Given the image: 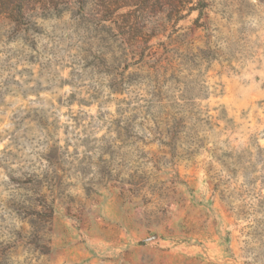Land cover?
Wrapping results in <instances>:
<instances>
[{"label":"clouds","instance_id":"1","mask_svg":"<svg viewBox=\"0 0 264 264\" xmlns=\"http://www.w3.org/2000/svg\"><path fill=\"white\" fill-rule=\"evenodd\" d=\"M206 2L203 18L200 0L158 13L139 42L102 46L71 10L0 40V264H131L146 214L195 227L181 264H264L257 217L227 211L264 200L230 171L253 133L264 148V0ZM123 109L131 137L113 126Z\"/></svg>","mask_w":264,"mask_h":264},{"label":"rangeland","instance_id":"2","mask_svg":"<svg viewBox=\"0 0 264 264\" xmlns=\"http://www.w3.org/2000/svg\"><path fill=\"white\" fill-rule=\"evenodd\" d=\"M70 10L73 11V19H75L77 16L80 17L81 26H84L87 23L95 24V34L100 39L102 46L108 44L109 40L113 42L116 41V39L113 37H108V39H106L105 29L102 28L98 20L95 19V17H93L90 13L89 16H85V10L76 7L73 0H39L36 3L29 4L22 16H0V40H3L4 36H8V42H12L13 40L19 38L21 28H24V30L27 31V29L34 26L33 18L35 16L42 15L46 19L61 18L65 12ZM204 26H207V24ZM38 31L42 30L38 29ZM108 47L111 50L110 44ZM143 58L144 57H141V59ZM99 59L101 63H107V61L103 59V54H101ZM87 67L88 65H85V68ZM101 86H103L102 81ZM90 87L95 86L92 85ZM99 95H102V93L97 90V92L94 94V98L99 99ZM127 103L130 107L131 101ZM127 110L128 109L121 110V116L117 120L113 121V126L118 133H126L129 137H131L133 135L131 132V121L135 120L136 116L133 115L128 120H125L123 113ZM103 115L104 114L101 113V119H103ZM111 130L112 128L109 129V131ZM259 138L260 134L258 132L253 133V135L249 137V147L246 149V154L237 158V168L230 169L233 176L237 175L241 168L244 170L246 183L249 189V196L253 198H255V196L258 194V182L261 186H264V175H256V173L262 171L259 165H264V148L260 147L258 143ZM103 139H105L106 143L104 151L110 152L111 146L107 143L106 138ZM252 148L256 149L255 153L252 152ZM253 155L256 157L254 161L252 160ZM226 199L227 197L221 193V200L224 201ZM227 211L229 214H234L238 220L246 219L249 215H255L257 217L254 226L249 225L251 231L248 233V235H250L254 240H260L262 242L261 256H264V200L259 201L258 205L255 206L254 212L250 209L248 204L241 203L240 205H235L234 202L230 201ZM151 215L155 214H146V217H148L146 220H137V225H139V228L137 229V235L142 238L138 240L133 250H130L126 253V259H129L131 264H181L182 257H186L190 255L192 251H195L193 248L182 247V245L190 244L188 237L195 233V227H185V223L187 221L186 217H184L182 214L181 218L175 222L174 226H165L162 231H158L157 229L161 228V225L164 223V220L167 219V217L156 215V218L152 219L150 218ZM188 215L194 220L200 217L199 213L189 212ZM203 215L207 216V213H204ZM211 223L212 226L217 229V231H219L222 227L220 222L217 220H212ZM207 224L208 220L206 219L204 220V225ZM0 235H2V233H0ZM230 237L231 232L228 233V238ZM107 239H117L116 230H113V233L108 235ZM105 242V239H100L97 241L98 244H103ZM80 243H83V241H80ZM36 246L43 253L50 251L46 246H44L43 243H37ZM8 247H11V245H6L5 242H0V248H2L4 252L7 251ZM251 250L252 249H249V251ZM7 259L8 257L5 256V264ZM257 259H260V257H257Z\"/></svg>","mask_w":264,"mask_h":264},{"label":"trees","instance_id":"3","mask_svg":"<svg viewBox=\"0 0 264 264\" xmlns=\"http://www.w3.org/2000/svg\"><path fill=\"white\" fill-rule=\"evenodd\" d=\"M38 1L39 0H0V16H22L29 4L36 3ZM73 1L76 7L87 11L93 17H96L97 13H103L98 22L101 24L102 28L105 29L106 39H108V37H113L118 40L120 36H123L127 38L130 43L139 42V40L144 36L145 30H147L153 23V18L156 17L158 13H168L169 20H171L173 13H176L184 6L183 0ZM207 6L208 3L206 0H200L198 7L201 9L202 18L205 15L203 9ZM193 11H195V8ZM180 19H183V17H180ZM101 20H107L111 23L102 24ZM196 24L197 26H200V21L197 20ZM153 35H155V32ZM146 52L147 48H143L140 51V56L144 57Z\"/></svg>","mask_w":264,"mask_h":264}]
</instances>
